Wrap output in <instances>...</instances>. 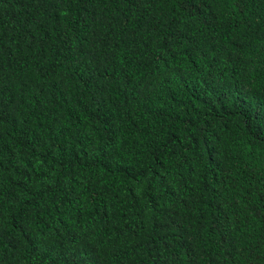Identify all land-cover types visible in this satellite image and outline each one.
Returning a JSON list of instances; mask_svg holds the SVG:
<instances>
[{
    "label": "trees",
    "instance_id": "16d2710c",
    "mask_svg": "<svg viewBox=\"0 0 264 264\" xmlns=\"http://www.w3.org/2000/svg\"><path fill=\"white\" fill-rule=\"evenodd\" d=\"M0 264H264V0H0Z\"/></svg>",
    "mask_w": 264,
    "mask_h": 264
}]
</instances>
